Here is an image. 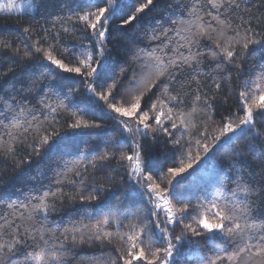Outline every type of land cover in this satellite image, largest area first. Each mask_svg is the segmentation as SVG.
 <instances>
[{
  "label": "snow or ice",
  "instance_id": "1",
  "mask_svg": "<svg viewBox=\"0 0 264 264\" xmlns=\"http://www.w3.org/2000/svg\"><path fill=\"white\" fill-rule=\"evenodd\" d=\"M0 14V264H264V0Z\"/></svg>",
  "mask_w": 264,
  "mask_h": 264
},
{
  "label": "trees",
  "instance_id": "2",
  "mask_svg": "<svg viewBox=\"0 0 264 264\" xmlns=\"http://www.w3.org/2000/svg\"><path fill=\"white\" fill-rule=\"evenodd\" d=\"M161 6L153 8L151 11L147 12L140 21H138L135 25L129 27L126 29L127 33V40L128 42H131V40L136 38L137 33H142L145 29V27L149 24H151L154 21V18L157 17L160 13ZM3 15V14H0ZM114 23H119V21H114ZM0 27L12 29L14 27L13 22L11 20H0ZM115 35V34H114ZM124 49L120 48L119 50L114 51V57L117 60H120L122 58V53ZM0 167H3V165H0ZM35 171V170H33ZM7 179V177H5ZM11 190V189H10Z\"/></svg>",
  "mask_w": 264,
  "mask_h": 264
}]
</instances>
